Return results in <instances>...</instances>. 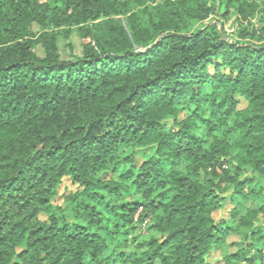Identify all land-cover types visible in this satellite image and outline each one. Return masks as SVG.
Returning a JSON list of instances; mask_svg holds the SVG:
<instances>
[{
    "label": "trees",
    "instance_id": "trees-1",
    "mask_svg": "<svg viewBox=\"0 0 264 264\" xmlns=\"http://www.w3.org/2000/svg\"><path fill=\"white\" fill-rule=\"evenodd\" d=\"M258 10L0 0V264H264Z\"/></svg>",
    "mask_w": 264,
    "mask_h": 264
},
{
    "label": "rangeland",
    "instance_id": "rangeland-1",
    "mask_svg": "<svg viewBox=\"0 0 264 264\" xmlns=\"http://www.w3.org/2000/svg\"><path fill=\"white\" fill-rule=\"evenodd\" d=\"M256 4L260 5V9L263 8V1L264 0H254ZM251 22L255 25L256 28H259L261 25H263L264 20V14H262L259 10L256 11L252 18H250ZM238 26V22L235 19L234 16L229 18L228 21L224 22V37L228 40H235V31L236 27ZM33 32L36 34L38 32V28L33 25L32 26ZM68 43L70 44L72 48V52L75 56H79L81 52V42L76 33H72L69 38L67 39V42H64L63 40H60L58 42L59 51L61 53V56L63 58H66V50L64 49V44ZM233 140V138L231 139ZM117 153L121 157H125L130 153V150L124 147H119L117 149ZM126 170V166L121 169V172H124ZM113 180H117L116 176L112 177ZM76 188L75 186L71 185L68 181H64L59 189V196H62L68 192L74 191ZM57 203L61 204L62 200L60 197L56 200ZM62 205V204H61ZM229 208V206H227ZM224 215V212H216L213 214V218L215 220L219 219ZM238 241V238L236 236H229L226 240L227 246H222L220 248L215 249L212 251L211 255L207 258V262L210 264H220V259L227 256L228 254L235 251V247L228 246L231 242Z\"/></svg>",
    "mask_w": 264,
    "mask_h": 264
},
{
    "label": "water",
    "instance_id": "water-1",
    "mask_svg": "<svg viewBox=\"0 0 264 264\" xmlns=\"http://www.w3.org/2000/svg\"><path fill=\"white\" fill-rule=\"evenodd\" d=\"M220 35L222 37L223 40H228L227 38L224 37L223 33L220 31Z\"/></svg>",
    "mask_w": 264,
    "mask_h": 264
}]
</instances>
